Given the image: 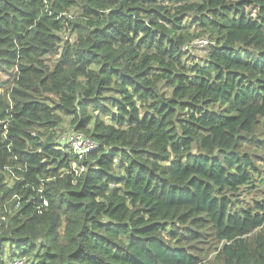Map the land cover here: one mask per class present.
Wrapping results in <instances>:
<instances>
[{"label":"trees","instance_id":"trees-1","mask_svg":"<svg viewBox=\"0 0 264 264\" xmlns=\"http://www.w3.org/2000/svg\"><path fill=\"white\" fill-rule=\"evenodd\" d=\"M0 76V264H264V0H0Z\"/></svg>","mask_w":264,"mask_h":264},{"label":"built area","instance_id":"built-area-1","mask_svg":"<svg viewBox=\"0 0 264 264\" xmlns=\"http://www.w3.org/2000/svg\"><path fill=\"white\" fill-rule=\"evenodd\" d=\"M207 44L208 42H206V40H200L197 43V45L200 47H204ZM61 140L64 145H67L74 156V161L71 163V168L73 171L76 174L84 171V166L80 163H82L85 156L95 148V143L89 137L77 130L65 132L62 135ZM11 264H22V261L15 260Z\"/></svg>","mask_w":264,"mask_h":264},{"label":"rangeland","instance_id":"rangeland-1","mask_svg":"<svg viewBox=\"0 0 264 264\" xmlns=\"http://www.w3.org/2000/svg\"><path fill=\"white\" fill-rule=\"evenodd\" d=\"M66 34H64L63 35V37H66L65 36ZM72 40V39H71ZM197 40V39H196ZM200 40H206V42H208V40L206 39V38H201ZM193 50L195 51L194 52V54L195 55H202L203 54V47H200V46H198L197 45V41H195L194 43H193ZM0 78H2V76H0ZM65 126H66V129H65V132H68V131H70L71 129H70V127L67 125V124H65ZM64 132V133H65ZM70 133V132H69ZM212 255V252L210 253V255H209V257Z\"/></svg>","mask_w":264,"mask_h":264}]
</instances>
